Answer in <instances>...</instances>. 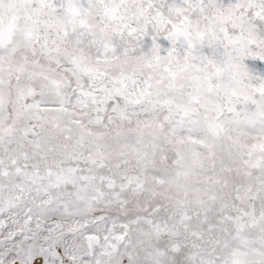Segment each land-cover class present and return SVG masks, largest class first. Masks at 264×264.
Instances as JSON below:
<instances>
[{
    "label": "snow or ice",
    "instance_id": "6c2138e0",
    "mask_svg": "<svg viewBox=\"0 0 264 264\" xmlns=\"http://www.w3.org/2000/svg\"><path fill=\"white\" fill-rule=\"evenodd\" d=\"M0 264H264V0H0Z\"/></svg>",
    "mask_w": 264,
    "mask_h": 264
}]
</instances>
